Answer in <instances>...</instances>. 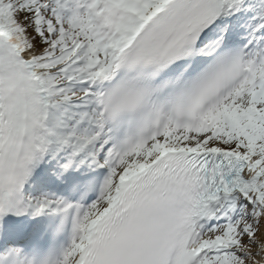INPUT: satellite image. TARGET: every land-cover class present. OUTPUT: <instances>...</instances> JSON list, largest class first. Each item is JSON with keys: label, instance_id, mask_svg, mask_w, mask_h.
<instances>
[{"label": "snow or ice", "instance_id": "1", "mask_svg": "<svg viewBox=\"0 0 264 264\" xmlns=\"http://www.w3.org/2000/svg\"><path fill=\"white\" fill-rule=\"evenodd\" d=\"M0 264H264V0H0Z\"/></svg>", "mask_w": 264, "mask_h": 264}]
</instances>
